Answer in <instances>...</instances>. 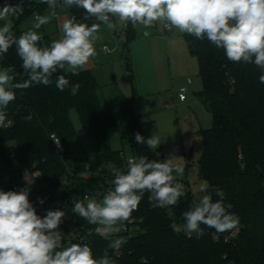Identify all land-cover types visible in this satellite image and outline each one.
<instances>
[{
	"label": "trees",
	"instance_id": "trees-1",
	"mask_svg": "<svg viewBox=\"0 0 264 264\" xmlns=\"http://www.w3.org/2000/svg\"><path fill=\"white\" fill-rule=\"evenodd\" d=\"M3 3L4 0H0V5ZM67 11L83 22L82 9L74 7ZM31 13L13 18L17 36L25 31L20 23L31 17ZM93 22L87 21L89 25ZM124 33L127 46V42L135 38L130 23L126 24ZM183 35L189 53L198 62L202 87L197 96L212 121L208 129L200 130L203 148L195 168L198 176L208 183L214 200L218 199L215 190L220 189L225 193V202L233 205L230 211L239 217L237 236L225 242L221 237L226 232L217 233L204 226V235L200 238L172 230L170 225L173 221L183 222L181 214L194 199L187 182L183 181L187 198H181L177 206L154 209L147 194L144 196L132 213L139 230L132 235H122L129 238L122 254L110 251V255L117 264H141V257L147 258V264H264V84L259 82L260 70L254 64L229 61L224 51L207 39L200 41ZM43 37L46 43L53 40L47 34ZM21 63L14 46L0 60L1 66L14 65L17 73H22ZM126 64L130 67L127 53ZM58 75H66L71 84L79 83L78 94L71 95L70 88L58 90L55 87ZM52 79L51 85H34L24 90L22 96L17 91V99L6 110L13 123L0 129V160L14 162L16 169L0 189L29 187L31 202L35 192L48 194L46 202L57 200L55 208L66 211L60 231L64 236L79 237L91 231L92 235L83 242L88 243L98 258L109 240L95 232L96 226L72 213L71 198L102 191L111 184L113 167L126 169L127 158L110 147L111 133L116 131L127 140L130 156L145 155L150 160H158L162 152L159 147L153 151L135 142L136 132L147 138L133 99L122 97L119 100L120 121L103 109L99 85L91 70L85 69L79 75L57 72ZM72 109L88 139L100 145L93 158L77 152L76 132L70 119ZM29 113L33 115L31 121L21 119ZM51 133L58 138L61 151L49 138ZM86 164L87 171L84 170ZM24 171L39 174L31 177L33 183L29 184L23 178ZM215 234L218 239L214 238ZM63 243L67 246L78 242L64 238Z\"/></svg>",
	"mask_w": 264,
	"mask_h": 264
},
{
	"label": "clouds",
	"instance_id": "clouds-1",
	"mask_svg": "<svg viewBox=\"0 0 264 264\" xmlns=\"http://www.w3.org/2000/svg\"><path fill=\"white\" fill-rule=\"evenodd\" d=\"M33 0H20L12 4L4 0L0 5V60L13 46L22 61V73L14 65L0 66V129L8 128L7 108L17 99V91L34 86H49L53 75L63 72L79 75L91 58L95 57V43L101 39V25L115 30L116 22L128 24L135 29L142 26L143 37L150 36L147 29L163 24L168 31L178 30L197 40L207 39L226 58L236 64H254L259 70V82L264 84V0H39L47 5V14H34L31 27L18 36L12 18L25 12V4ZM36 2V0H35ZM82 9V21L75 16L64 19L59 38L44 42L38 31L58 16V10ZM95 22L89 25L87 21ZM20 77L18 80L17 77ZM26 77V78H25ZM55 87L70 94H78L81 85L71 84L66 75H58ZM33 119L32 113L21 117ZM135 142L156 151L161 144L158 134L147 139L135 133ZM59 145V141H56ZM184 166L174 163L172 157L150 160L145 155L128 156L126 169L112 168V190L103 195L101 201L73 197L72 213L89 225L95 232L110 239L108 246L98 258L88 243H63L60 225L66 211L47 209L43 216L37 213L29 199L30 188L4 191L0 189V264H117L110 251L122 254L128 237L119 235L126 231V222L144 196L154 209L177 206L181 198H187L181 182ZM199 199H193L182 212V223L173 221L172 230L179 234L204 235V227L217 233L229 232L239 224V217L231 212L233 205L225 202L223 190H215L218 199H213L209 185H199ZM42 205L43 199L39 200ZM204 226V227H202ZM141 264L147 258L141 257Z\"/></svg>",
	"mask_w": 264,
	"mask_h": 264
},
{
	"label": "rangeland",
	"instance_id": "rangeland-1",
	"mask_svg": "<svg viewBox=\"0 0 264 264\" xmlns=\"http://www.w3.org/2000/svg\"><path fill=\"white\" fill-rule=\"evenodd\" d=\"M47 11V8L41 9L39 14H47ZM67 18L66 12L58 10L57 18L38 31L57 39L61 34L62 23ZM32 22L29 17L20 23V27L27 30ZM114 22L117 24L115 30L101 25V39L95 43L96 55L85 67L96 77L102 107L120 121L122 115L119 100L122 97L133 99L140 114L143 133L146 137L156 133L161 139L159 148L162 154L159 160L171 156L174 163L184 166L185 175L181 182H187V188L193 197L199 199V185L206 182L198 176L195 168L203 148L200 130L208 129L212 121L209 111L197 96L202 87L197 59L189 53L184 35L178 30L166 31L163 24H156L147 29L150 36L145 38L142 35L145 29L137 26L134 29L135 38L127 42L126 46V24ZM103 46L108 51H103ZM126 53L130 59V67L126 64ZM187 79L191 81L188 92L186 91L187 100L179 103L176 90L186 85ZM70 119L76 132L77 152L93 158L100 145L88 139L74 109L70 110ZM110 147L121 151L126 158L130 156L127 140L122 139L116 131L110 134ZM15 169L14 162L0 160L1 187L9 182L11 172ZM22 175L29 184L33 183L28 171H24ZM106 193L104 189L97 191L89 199L99 202ZM56 204L57 200L48 201V209H57ZM34 207L41 216L47 210L38 201L34 202ZM130 228L129 226L128 229ZM104 238L110 241L114 237Z\"/></svg>",
	"mask_w": 264,
	"mask_h": 264
},
{
	"label": "built area",
	"instance_id": "built-area-1",
	"mask_svg": "<svg viewBox=\"0 0 264 264\" xmlns=\"http://www.w3.org/2000/svg\"><path fill=\"white\" fill-rule=\"evenodd\" d=\"M20 2V0H9V3H12V4H16V3H19ZM47 8V5H45V4H42V3H39V0H36V2H35V0H33V2H32V4H31V6H29L27 3L25 4V12L23 13V15H25V14H28V12H32L31 13V17H32V19H34V14H39V10H41V9H46ZM64 12H66L67 13V15H68V18H70V17H72V16H74L71 12H69V11H67V10H65ZM22 16V15H21ZM20 17V16H19ZM13 18H15V17H13ZM12 18V19H13ZM163 28H164V26H163ZM165 29V28H164ZM165 30H167V29H165ZM102 50L103 51H108L107 49H106V47H102ZM190 83V80L189 79H187V81H186V85H184V86H182V87H179L177 90H176V98H177V100H180V101H183L185 98H186V91H187V85ZM173 100V99H172ZM172 103V102H171ZM173 104V103H172ZM49 138L51 139V141H52V143L54 144V146L58 149V150H60L61 151V146H60V142H59V145H57V143H56V141H59L58 140V138L56 137V135L54 134V133H51V134H49ZM88 168H89V166H88V164H86L85 166H84V170L85 171H87L88 170ZM39 173H38V171H34V172H32V174H31V177L33 178V177H35V176H37ZM1 187V186H0ZM12 187L13 188H15V184H12ZM113 186H112V184H108L105 188H104V190H106V192H108V191H110V188H112ZM85 196H87L88 198H89V196L88 195H83V196H81V195H78L77 196V198H80V199H83ZM48 197V194H46V196H44L42 193H39V192H35L34 193V196H33V199H32V202L34 203L35 201H38L39 202V200L40 199H43L44 200V207L46 208V209H48V205H47V202L45 201L46 200V198ZM72 200H73V197L71 198V202H72ZM131 227L130 229H128V227ZM139 230V225H138V223H137V220H135V219H133V218H131V220L129 221V222H126V231H123V232H121V234L122 235H132L133 233H135V232H137ZM131 231H133V233L131 232ZM187 234V233H186ZM187 236H190L189 234H187ZM237 236V228H235V229H233V230H231V231H229V232H226L222 237H221V239L223 240V241H225V242H229L231 239H233L234 237H236ZM64 238H66V239H68V240H76L78 243H80L81 242V236L79 237V236H74V235H66V236H64L63 235V239ZM214 238L215 239H218V236L215 234L214 235Z\"/></svg>",
	"mask_w": 264,
	"mask_h": 264
},
{
	"label": "crops",
	"instance_id": "crops-1",
	"mask_svg": "<svg viewBox=\"0 0 264 264\" xmlns=\"http://www.w3.org/2000/svg\"><path fill=\"white\" fill-rule=\"evenodd\" d=\"M165 30V29H164ZM167 31V30H166ZM96 78V77H95ZM98 83V82H97ZM191 85V81H190V83L187 85V88L189 89V86ZM188 89H187V92H188ZM172 98H170V100H171ZM186 100H187V97L183 100V101H180V100H178V102L179 103H184V102H186ZM135 106V105H134ZM136 109V108H135ZM136 112L139 114V112L137 111V109H136ZM140 115V114H139ZM142 128H143V126H142ZM146 138H148V137H146Z\"/></svg>",
	"mask_w": 264,
	"mask_h": 264
}]
</instances>
